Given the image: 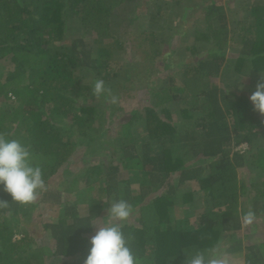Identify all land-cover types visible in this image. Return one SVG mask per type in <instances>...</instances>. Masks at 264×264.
Returning a JSON list of instances; mask_svg holds the SVG:
<instances>
[{
	"label": "trees",
	"instance_id": "1",
	"mask_svg": "<svg viewBox=\"0 0 264 264\" xmlns=\"http://www.w3.org/2000/svg\"><path fill=\"white\" fill-rule=\"evenodd\" d=\"M227 3L0 0V134L29 147L47 185L31 204L12 202L0 186V199L9 201L0 206V264H47L46 257H61L59 264H84L96 231L94 210L107 208L102 195L111 199L112 187L119 190L115 202L126 200L132 214L139 212L133 221H120L139 264H185L187 248L218 249L228 256V264L240 258V264H264V237L259 243L246 242L250 235L244 232L241 212V196L250 192L248 197L255 199L245 214L264 211V179L250 184L239 180V172L248 167L264 177V143L259 141L264 114L254 110L244 91L253 92L264 79V0L248 6L247 16L232 20L239 29L229 27V14H237ZM192 12L193 29L182 28L176 41L165 34L177 26L174 15L186 20ZM199 20L205 29L199 28ZM186 34L190 44L183 46ZM139 42L152 47V63L156 58L170 61L165 70L151 68L137 78L141 84L149 80L145 96L121 116L124 106H113L106 94L97 97L93 89L97 80L110 91L126 89L125 81L139 63L133 55L125 60L122 56ZM162 44L173 47L171 52ZM179 44L185 63H175ZM227 68L234 72L224 73L225 80L233 75L245 82L221 87L218 77ZM173 102L181 103L175 112ZM174 114L184 121L176 122ZM110 129L113 138L106 140ZM136 131L144 132L140 140ZM84 141L89 150L106 142L114 158L104 162L97 157L90 166L85 162L88 182L103 178L107 183L95 206H89L93 198L75 204L63 200V192L73 190L78 178L69 186L64 180L53 186L58 177L71 175L75 162L85 161ZM244 143L251 148L247 154L236 150ZM191 157L196 164L187 163ZM125 172L142 177L136 194L122 176ZM191 184L198 190L185 192ZM196 191L208 206L195 210V220L172 221L170 207L179 200L187 204L186 211H193ZM56 208V220L44 218L43 212L48 216ZM17 234L22 238H15ZM40 237L51 244L40 247Z\"/></svg>",
	"mask_w": 264,
	"mask_h": 264
},
{
	"label": "rangeland",
	"instance_id": "2",
	"mask_svg": "<svg viewBox=\"0 0 264 264\" xmlns=\"http://www.w3.org/2000/svg\"><path fill=\"white\" fill-rule=\"evenodd\" d=\"M227 1H229V3H227V7L226 8L229 7L231 9H233V11L237 14V15L229 14V21H230L229 22V27L232 28V29H234V28L239 29L240 26L237 25V24H234V22L232 20L234 18L239 17V15H241L242 13H243L244 16L245 15L247 16L248 15V11H247L246 8L248 6H252L255 1H259V0H227ZM245 4H248V5H245ZM239 7H241V12L240 13L237 12V8H239ZM193 11H195V8L193 9ZM192 13H193L192 17L189 18V19H186V20H181V19H179V17L177 18V16L174 15L172 20H174L173 22H175L174 24L177 25V26H175L174 29H172V30H168L167 29L165 34H167L170 37H173L175 39V41H176L178 37H181V36H179V35H181V33H180L181 29L182 28H188L189 26H191L195 22V13L196 12H192ZM180 22H181L182 25L181 24L179 25ZM198 22L200 23L199 24V28H202V27L204 29L206 28V23H201L202 20H199ZM169 24H172V22H169ZM191 28L192 29L194 28L193 25H192V27H190V29ZM137 36H139V38L143 37L142 33L140 35H137ZM162 37H164V36L162 35ZM182 38H183L182 40L187 42L183 46H186V44H190V39H188V38H190V35H187V34L186 35H182ZM232 43L233 42L230 41L229 44H232ZM148 44L149 43H143V45H141V43L139 42V44L135 45L132 49L127 48L129 50L128 53L127 54L125 53L122 56L123 57L122 59L125 60L126 58L127 59H132V55H133V58L135 57V60H138V63H139L138 65L135 66V68H134L135 71H134L133 75L131 76V79L125 81V86H126L125 88L128 89V90H126V89L123 90V89H121V87H114V89L111 90L110 93L106 94V96L108 98V101H110V102H111L110 97L112 95L118 97V102L116 104L118 106H124L122 111L119 112L121 114V116L125 115L128 111H130L133 107H135V105H136L135 103L140 101V98L142 99L145 96L144 94H145L146 86L149 83V80L145 81V78H144L143 84H141V83H137V81H138L137 78L142 76V75H144L143 77H145L148 74V72H150L149 70L151 68H154V70L158 71V72L161 71V70L162 71L165 70L166 67H167V63L170 61V60H167V61L164 60V62H163L161 60V58H156V61L154 63H152V61H151V59L149 57V54L151 53L152 47L150 45H148ZM138 45H140V46H138ZM162 45H163V48H164L165 52H171L173 47L172 48L168 47V45H165V44H162ZM183 46H181V44L178 45V49H180L179 50L180 52H179V54H177V56L175 58L176 59L175 63H177V62L179 63L181 59H184L182 61V63L183 62L185 63V61H186L185 60L186 56H183L184 50H185L183 48ZM228 51L233 52L232 54H234V55H235V52H237V51L234 52L233 49H231V48H229ZM179 55H181V56H179ZM116 56H118V55H116ZM116 65L117 64H115V66ZM174 68L177 69L178 67H174ZM123 69H125V67ZM226 72L228 74H231L230 72H234V71L232 70V68H227V69H225V72L220 74V76L218 77V84L221 85V87L226 86V87L230 88V86H229L230 82H232V83H237L239 81H241V82L244 81L245 82V80L243 79L242 76L233 77V75H230V77H229V78H231L230 79L231 81L225 80L227 77L225 78L223 75H226L227 74ZM157 73H155V74H157ZM174 73H177V71L174 72ZM224 73H226V74H224ZM249 77H251V76H248V78ZM127 91H128L130 96L134 95L135 98L128 97ZM244 91L246 93H249L250 95L252 94L251 90H245L244 89ZM184 103H186V102H183L182 105ZM116 104H114L113 106H116ZM180 105H181V103H179V102L171 103L170 104L171 110H173L175 112L176 109ZM174 116H175V114H174ZM174 118H175L174 120L176 122H178L179 117L176 115ZM183 121L184 120H182V119L179 120V122H183ZM263 129H264V126H263ZM141 132L142 131H140V132L136 131L137 138L139 140L141 138L140 136L144 134V132H142V133ZM113 134H114L113 130L110 129V131L106 134L104 139L109 140V139L113 138L112 137ZM262 134L263 135H261V137L259 139L260 143L261 142L264 143V130H263ZM80 146H82V148H81L82 151L87 155V157H85V159H84L85 161L84 162L83 161L75 162L73 164V166H72L71 175H69V176L67 175L66 179H65V177H61V178L58 177L57 180L55 179V182L53 183V186L59 185L62 180L65 181L66 186H69V184L71 183V180L73 178H78L79 179V183L74 187L73 190L64 191L63 192V200L66 203L75 204V203H77L79 201H84V202L88 201L89 202V200H91L93 198L95 200L94 201L92 200L91 201L92 204L89 205V206H93V205L95 206L96 204H98L100 202V200H99V197L101 196L100 190L102 191V188H107V183H105V179H103V178L102 179L101 178H99V179L97 178L96 180L94 178H92L91 182H88V178L89 177L86 176V173L84 171V167H86L85 164L87 162L89 163L87 165L90 166L91 165L90 162L91 161L93 162L97 157H100L101 161H104V162L105 161L106 162L111 161L112 159H114V158H112V150H111V148H109L110 145L107 146V143L104 142V143H102V145H100V146H98L96 148H94V147L91 148L93 153L89 155L88 154V150H89L88 148L89 147L87 145V142L84 141L83 143H81ZM250 149L251 148L249 147V145H248V147L246 149H239V146L236 148V150H239L241 153H244V154H247V152H249ZM91 150H89V151H91ZM116 158L119 160L120 159V155H117L115 157V159ZM194 160H195V157H193V158L191 157V160L188 161L187 163H191V164L194 165V164H196V162ZM260 173L261 172L254 171L252 168L248 167V168H245L244 170H241L239 172V180L241 182L246 183V184H250L252 182V179H253V181L254 180H257V181L258 180L259 181L263 180L264 179V177H262L263 174L262 173L260 174ZM122 176L124 178L130 180V182H131L130 183V191L133 194H136L139 191V189H140V180H141L142 177L138 176V174L136 172H131V173L130 172H127V173L125 172ZM174 177H175V175H174ZM89 185H93L94 186L91 192H90V190L88 191V186ZM198 188H199L198 186H196V185L194 186V185L191 184V185H189L186 188L185 192L198 190ZM111 190L113 192L112 193L113 195H112L111 199H109L110 197H108L106 193H104L102 195L103 196L102 200L105 201L104 205L107 208L106 209L103 208L104 211L101 208H98L97 210L95 209L96 211L94 210V221L96 223V229H97L98 226H103L105 223H107L111 219L110 216H107V214H105L104 212H105V210H107L109 208L108 207V203L111 205L112 203L115 202V192L118 190V188H116V189L114 188L113 189V187H112ZM117 192H119V190ZM196 192H198V193H196V196H195L193 204H192V207H194L193 211L192 210L189 211V212L186 211L185 209L187 207V204L180 203L179 200L176 202L177 203L176 205L170 207V209L173 210L172 211V213H173L172 221H175V219H177L178 217L182 218L183 220H185L186 217H191V220H195V218H194V217H196V214L194 215L195 210H197V211L201 210L202 211V209H204L206 206H208V203L205 202V200H204L203 194L200 193L199 191H196ZM182 193H184V192H182ZM99 194H100V196H99ZM123 194H124V192L120 191V195L123 196ZM251 194L252 193L250 192V194L248 196H250ZM248 196L247 197L245 195L241 196L242 197L241 198V204H242L241 205V210H242L241 212L243 214V217H242L243 224L245 225L244 232H246V233H248L250 235L249 239L246 240V242L254 244V243H259L264 237V211L256 212V211H253L252 208H250L252 210V212H253L252 213L253 214V218H252L251 223H249L246 220V216L247 215L245 214V211L249 208V206H252V202L254 201L255 196H253V197H248ZM250 198L252 199L251 201H250ZM176 206H177V208L181 207V209H176ZM82 207H83V205H82ZM84 208L85 209L87 208V204L85 205ZM57 210L59 211V208L54 209V211H52L53 212L52 214H50L48 212V214H47L48 216H46L45 213L43 212L44 218H48L47 220H49V221L56 220L55 214H56ZM50 216H52V218ZM138 217H139V212H137V213L135 212V214H131L126 221H128V222L130 220L133 221V219H136ZM113 222H119L120 223V221H113ZM182 222H183L184 225L187 223V221H185V222L182 221ZM179 225H180V223L178 222L176 224V226H179ZM33 228H35V226L32 225V229ZM242 233L243 232H241V234H239V235L243 236ZM43 237L37 238V241H39V244H40L39 246L40 247H44L46 245H50L51 241L47 242V240L43 239ZM15 238L20 239V238H22V235L17 234ZM226 258L228 260V256H226ZM63 260H65V259H63ZM241 261H242V259L240 258L237 261L236 264H240ZM46 262H47V264H59V263L62 262V259H61V257H46ZM228 262H231V261L229 260Z\"/></svg>",
	"mask_w": 264,
	"mask_h": 264
},
{
	"label": "clouds",
	"instance_id": "3",
	"mask_svg": "<svg viewBox=\"0 0 264 264\" xmlns=\"http://www.w3.org/2000/svg\"><path fill=\"white\" fill-rule=\"evenodd\" d=\"M93 91L97 97L110 93L103 80L95 82ZM249 99L254 110L264 114V79L257 82ZM110 100L115 104L118 97L112 95ZM0 186L10 195L12 202L20 204L34 203L47 190L44 171L33 162L29 147L5 134H0ZM8 204L9 201L0 199V206L6 207ZM132 211V206L126 200H118L110 205L107 216L111 219L98 226L89 238L90 247L84 264H139L122 224L113 222L127 220ZM252 218L253 214L249 212L246 220L251 223ZM183 253L185 264H228L227 258L218 249L187 248Z\"/></svg>",
	"mask_w": 264,
	"mask_h": 264
},
{
	"label": "built area",
	"instance_id": "4",
	"mask_svg": "<svg viewBox=\"0 0 264 264\" xmlns=\"http://www.w3.org/2000/svg\"><path fill=\"white\" fill-rule=\"evenodd\" d=\"M248 147L247 143L241 144V146H239V149H246Z\"/></svg>",
	"mask_w": 264,
	"mask_h": 264
}]
</instances>
